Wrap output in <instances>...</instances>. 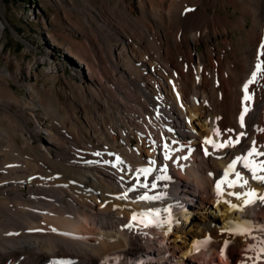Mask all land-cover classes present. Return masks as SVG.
I'll use <instances>...</instances> for the list:
<instances>
[{"label": "bare ground", "instance_id": "1", "mask_svg": "<svg viewBox=\"0 0 264 264\" xmlns=\"http://www.w3.org/2000/svg\"><path fill=\"white\" fill-rule=\"evenodd\" d=\"M127 3L108 0L94 23L82 15L94 39L87 42L92 58L65 47L85 65L81 83L48 58V76L66 79L65 101L55 81L49 89L28 84L21 101L1 83L10 77L0 75V92L10 95L0 102L9 130L24 139L19 150L0 155V264H264V203L245 206L228 194L255 189L264 196V183L237 164L248 184L222 183L224 195L215 187L253 141L264 152V72L249 85L251 100L243 92L264 61V0H140L141 17ZM221 3L242 16L223 14ZM233 21L247 29L239 41L244 56H221L208 44L199 50L206 34ZM4 30L2 23L0 44ZM35 107L52 124L42 138L27 113ZM241 132L235 147L205 143L235 140ZM125 192L128 199L118 198ZM144 194L161 198L139 200ZM149 212V226L131 221L133 213L139 221Z\"/></svg>", "mask_w": 264, "mask_h": 264}, {"label": "rangeland", "instance_id": "2", "mask_svg": "<svg viewBox=\"0 0 264 264\" xmlns=\"http://www.w3.org/2000/svg\"><path fill=\"white\" fill-rule=\"evenodd\" d=\"M107 1L0 0V24L3 23L5 26L4 36L0 44L2 47L0 75L10 77L5 78L3 76L1 80V83L6 85L7 91L15 94L23 101L28 95V84H33L39 88L45 86L49 89L52 82L55 81L61 100L68 99L69 88L65 77L61 75L58 79H54L48 76V70L53 62L48 61V58L57 60L59 64L65 67L66 78L81 83L83 78L80 70L85 68V65L79 59L77 61L68 56L65 47L66 45L69 46L74 52H78L83 59L90 60L92 58L90 52H87V42H94V39L91 38V30L82 25L81 18L84 14L90 15L91 20H93L92 23H94L95 18L98 17L102 7L106 6ZM127 1L126 6L130 9L128 10L130 14L141 17L144 10L140 0ZM222 5L221 3L217 7L223 14L229 15L231 18L242 16V13L235 8L230 7L226 11ZM216 8H209L208 10L213 13ZM115 18L120 21L119 17ZM248 21L251 22V18H248ZM236 25V21L225 22L218 26L213 33L206 34L200 41L199 50L203 52L208 44L218 49L221 56L224 55L225 51L229 55L244 56L246 45H240L239 41L247 29L244 27L237 29ZM226 39L236 41V44L227 47ZM11 75L14 76L15 80L11 78ZM10 87L11 89H9ZM7 97H10L7 92H0L1 103H5ZM27 113L30 118V125L32 127L38 125L42 129L39 137H45L44 128H50L52 124L46 120L42 109L35 107L28 110ZM5 117L6 114L0 106V155L2 154V156H5L2 151L10 147L19 150L24 142L22 137L17 138L14 135V130H9L10 124ZM37 121L39 122L37 123ZM21 189L27 191L25 187ZM176 254L177 256L180 255L178 252H175ZM239 257L237 256V258Z\"/></svg>", "mask_w": 264, "mask_h": 264}, {"label": "snow or ice", "instance_id": "3", "mask_svg": "<svg viewBox=\"0 0 264 264\" xmlns=\"http://www.w3.org/2000/svg\"><path fill=\"white\" fill-rule=\"evenodd\" d=\"M262 49H264V45H262ZM260 55H264V51H261ZM262 72H264V61H260L255 65V70L252 72L250 79L244 84L243 90L245 92V96H244L245 101L252 99V95L249 94V91H248L249 85L255 83L257 80L258 74H260ZM248 111H249V109L247 107H244L242 114L239 117L241 127L245 126V115L247 114ZM215 131H216V135L221 134L219 129H216ZM229 131H232V130H229ZM261 131H264V129H261ZM244 135H245V133L241 132L235 140L229 139V140L223 141L221 143H216L211 138H208L205 140V143L211 144L214 149L235 147L237 144L240 143V138L243 137ZM255 144H256V142L253 141L252 147L249 148L247 150V152L244 153L243 155L235 157L232 160V162L228 165V167L225 169V171L223 173V177L216 184V188H217L220 195H224L223 191L221 190L222 183L226 182L227 186L229 188L244 187L248 184V180L245 179L240 172L236 171L237 164H240L244 169H246L249 173H251V177L253 180H256L260 183H264V174H258V173H264V160L257 161L255 159V157H257V156H264V152L258 151L257 148L255 147ZM165 147H167V146H165ZM205 154L206 155L209 154L207 152V149H205ZM170 158L171 157H169L167 155L165 156V159H170ZM182 159H187V157H182ZM163 170L167 171L166 165L164 166ZM142 171L147 173L150 170L149 169H143ZM233 173L235 175V179L234 180H227L226 178L230 174H233ZM161 179L170 180L171 177L164 176V177H161ZM143 187L147 188L148 185H143ZM152 187L155 188L156 185L153 184ZM228 194L235 196L237 199H244V205L245 206L250 205V204H255L257 202V200H259L261 203H264V196H258L257 191L255 189H251L250 191L245 192V193L230 192ZM118 198L128 199L127 192L123 193L122 196H120ZM160 198H161L160 195L148 196L147 194H144V195H141L138 199L148 201V200H157ZM225 202L227 203V201H225ZM230 206L234 210H242V209H240V206H238V205L232 204ZM142 215L144 218H142L138 221V214L133 213L131 221L144 223L145 227L149 226V224L152 223V221L147 220V222H145V220H146L148 215H151V212H149L148 214H142ZM155 215L159 216V212L156 211ZM165 223H170V221H165ZM132 226L133 225L131 222L128 225H125V227H128V228H131ZM237 227H239V226H237ZM261 230H264V229H261ZM244 231H247V229L245 228ZM240 234H243V232H241ZM197 250H199V245L197 247ZM261 251L264 252V249H261Z\"/></svg>", "mask_w": 264, "mask_h": 264}]
</instances>
